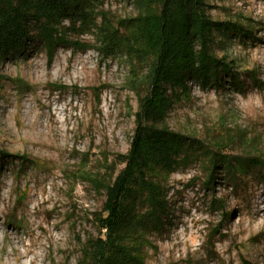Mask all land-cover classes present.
<instances>
[{"label": "rangeland", "instance_id": "rangeland-1", "mask_svg": "<svg viewBox=\"0 0 264 264\" xmlns=\"http://www.w3.org/2000/svg\"><path fill=\"white\" fill-rule=\"evenodd\" d=\"M205 2L212 20L252 33L217 37L214 54L241 84L223 77L222 86L187 79L183 93L167 87L170 103L157 126L208 154L154 178L168 214L160 229L123 237L135 264H264V0ZM95 6L119 33L136 16L132 0ZM61 30V43L30 42L0 62V264H15L1 251L11 250L8 243L21 253L30 248L23 264L79 263L99 237L104 185L122 168L149 92L147 60L105 54L97 28ZM220 156L233 175L219 163L207 187L210 160Z\"/></svg>", "mask_w": 264, "mask_h": 264}, {"label": "trees", "instance_id": "trees-1", "mask_svg": "<svg viewBox=\"0 0 264 264\" xmlns=\"http://www.w3.org/2000/svg\"><path fill=\"white\" fill-rule=\"evenodd\" d=\"M95 3L97 0H0V62L24 54L30 42L48 48L61 43L62 28L82 32L90 27L97 28L105 54L123 53L130 60L149 62L150 88L139 101L129 150L118 162L122 168L104 185L105 201L96 219L99 237L85 244L78 263L135 264L123 237L149 227L160 229L168 214L154 178L174 171L197 154H208H195L203 149L200 142L157 126L170 103L167 87L183 93L187 79L201 86H222L223 77H229L234 86L241 84L232 66L214 54L222 43L217 37L251 38L252 33L239 24L212 20L205 0H132L136 16L127 19L119 33L95 10ZM210 163L207 187L213 184L219 163L225 165L227 176L233 175L227 158H212ZM142 204L146 209L138 214Z\"/></svg>", "mask_w": 264, "mask_h": 264}, {"label": "bare ground", "instance_id": "bare-ground-1", "mask_svg": "<svg viewBox=\"0 0 264 264\" xmlns=\"http://www.w3.org/2000/svg\"><path fill=\"white\" fill-rule=\"evenodd\" d=\"M4 237L7 238V233L3 232ZM11 247L10 251H7L6 249H4L3 247L1 248V251L3 253V255H5L6 257H13L15 260V264H23L22 259L23 257H26L28 255V253L30 252V248L26 247L24 252H20L17 248V246L14 243H8ZM34 261V258L30 260V263Z\"/></svg>", "mask_w": 264, "mask_h": 264}]
</instances>
